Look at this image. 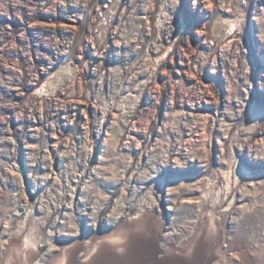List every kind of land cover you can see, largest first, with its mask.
<instances>
[{
	"label": "rangeland",
	"instance_id": "1",
	"mask_svg": "<svg viewBox=\"0 0 264 264\" xmlns=\"http://www.w3.org/2000/svg\"><path fill=\"white\" fill-rule=\"evenodd\" d=\"M133 229L264 264V0H0V264Z\"/></svg>",
	"mask_w": 264,
	"mask_h": 264
},
{
	"label": "bare ground",
	"instance_id": "2",
	"mask_svg": "<svg viewBox=\"0 0 264 264\" xmlns=\"http://www.w3.org/2000/svg\"><path fill=\"white\" fill-rule=\"evenodd\" d=\"M108 240L93 245L62 248L61 257L54 264H150V257L155 258L159 253V264H198L202 261L205 244L203 235H200L185 258H177L171 251L166 235L159 232L157 236L146 239L133 229ZM16 261L15 255L12 254L6 264H18ZM158 262L159 260L154 264Z\"/></svg>",
	"mask_w": 264,
	"mask_h": 264
}]
</instances>
